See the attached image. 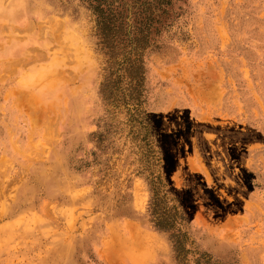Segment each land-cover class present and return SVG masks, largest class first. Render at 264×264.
I'll list each match as a JSON object with an SVG mask.
<instances>
[{
	"label": "rangeland",
	"instance_id": "rangeland-1",
	"mask_svg": "<svg viewBox=\"0 0 264 264\" xmlns=\"http://www.w3.org/2000/svg\"><path fill=\"white\" fill-rule=\"evenodd\" d=\"M95 1L0 0V264H264V0H158L136 104Z\"/></svg>",
	"mask_w": 264,
	"mask_h": 264
},
{
	"label": "trees",
	"instance_id": "trees-1",
	"mask_svg": "<svg viewBox=\"0 0 264 264\" xmlns=\"http://www.w3.org/2000/svg\"><path fill=\"white\" fill-rule=\"evenodd\" d=\"M120 3L99 0L92 7L97 46L105 58L101 94L103 97L116 94L119 95V101L136 104L139 102L142 85L141 53L146 49L157 48V42L150 38V32L152 25L157 23V15L152 12H158L156 6L160 4L158 0H149L144 8L145 3L139 2L136 5L138 7L133 6L130 12L122 0ZM163 201L165 194L158 197V192L153 191L148 207L150 223L157 231H172L169 240L174 257L180 262L183 258L182 242L185 234L177 227H181L184 217L175 206L166 207Z\"/></svg>",
	"mask_w": 264,
	"mask_h": 264
},
{
	"label": "bare ground",
	"instance_id": "bare-ground-1",
	"mask_svg": "<svg viewBox=\"0 0 264 264\" xmlns=\"http://www.w3.org/2000/svg\"><path fill=\"white\" fill-rule=\"evenodd\" d=\"M6 11H4V12H7V13H4V12H2L1 14H0V16H2V17H8L9 16V12H8V9H5ZM1 17V18H2ZM6 41V40H5ZM10 44V43H9ZM7 48V47H6ZM9 48V47H8ZM5 65V64H4ZM7 67H10L9 65L7 66ZM69 77V76H68ZM18 105V104H17Z\"/></svg>",
	"mask_w": 264,
	"mask_h": 264
}]
</instances>
